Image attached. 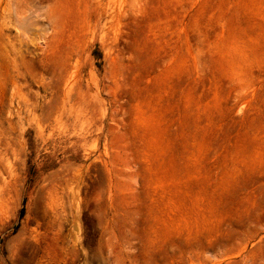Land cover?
I'll list each match as a JSON object with an SVG mask.
<instances>
[{
	"label": "rangeland",
	"instance_id": "rangeland-1",
	"mask_svg": "<svg viewBox=\"0 0 264 264\" xmlns=\"http://www.w3.org/2000/svg\"><path fill=\"white\" fill-rule=\"evenodd\" d=\"M0 264H264V0H0Z\"/></svg>",
	"mask_w": 264,
	"mask_h": 264
}]
</instances>
